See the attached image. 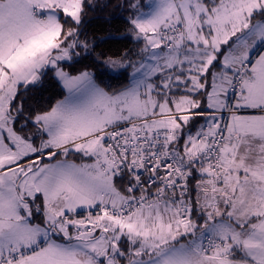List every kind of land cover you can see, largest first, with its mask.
<instances>
[{
	"label": "snow or ice",
	"instance_id": "1",
	"mask_svg": "<svg viewBox=\"0 0 264 264\" xmlns=\"http://www.w3.org/2000/svg\"><path fill=\"white\" fill-rule=\"evenodd\" d=\"M0 264H264V0H0Z\"/></svg>",
	"mask_w": 264,
	"mask_h": 264
},
{
	"label": "trees",
	"instance_id": "2",
	"mask_svg": "<svg viewBox=\"0 0 264 264\" xmlns=\"http://www.w3.org/2000/svg\"><path fill=\"white\" fill-rule=\"evenodd\" d=\"M118 13H119V10L110 9L105 14L109 16H113L114 18L108 21L104 19L94 20L89 27V32H88L89 38H93V37L104 38V37H107V35L110 32L116 33L117 30H122L124 21L121 18H119ZM97 43H99V41H97ZM135 48H136V45L128 41H120V42L109 41L107 43H100V46L96 48V53L97 54L103 53L108 56H117L124 50H132ZM129 71H131V69H129ZM127 82H128L127 80H106L105 86H110L111 88H119L123 84H126ZM35 91L36 90H34L33 92L25 93V97L27 98L26 104H36L37 103L38 95L34 94ZM60 93H61V90L59 88L48 87L42 93L43 103L51 104L56 99L62 98Z\"/></svg>",
	"mask_w": 264,
	"mask_h": 264
},
{
	"label": "built area",
	"instance_id": "3",
	"mask_svg": "<svg viewBox=\"0 0 264 264\" xmlns=\"http://www.w3.org/2000/svg\"><path fill=\"white\" fill-rule=\"evenodd\" d=\"M225 120H227V116H225Z\"/></svg>",
	"mask_w": 264,
	"mask_h": 264
},
{
	"label": "crops",
	"instance_id": "4",
	"mask_svg": "<svg viewBox=\"0 0 264 264\" xmlns=\"http://www.w3.org/2000/svg\"><path fill=\"white\" fill-rule=\"evenodd\" d=\"M45 162H48V161H45Z\"/></svg>",
	"mask_w": 264,
	"mask_h": 264
},
{
	"label": "rangeland",
	"instance_id": "5",
	"mask_svg": "<svg viewBox=\"0 0 264 264\" xmlns=\"http://www.w3.org/2000/svg\"><path fill=\"white\" fill-rule=\"evenodd\" d=\"M77 162H79V161H77Z\"/></svg>",
	"mask_w": 264,
	"mask_h": 264
}]
</instances>
